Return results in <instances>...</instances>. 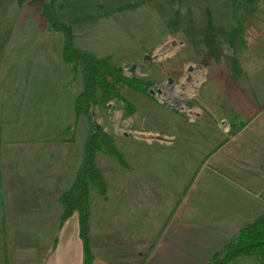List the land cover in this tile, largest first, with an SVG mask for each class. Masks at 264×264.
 I'll return each instance as SVG.
<instances>
[{
	"label": "crops",
	"instance_id": "obj_1",
	"mask_svg": "<svg viewBox=\"0 0 264 264\" xmlns=\"http://www.w3.org/2000/svg\"><path fill=\"white\" fill-rule=\"evenodd\" d=\"M260 54L252 73H264V52ZM247 63L244 69L237 62L234 71L230 68L227 97L218 102L227 104L228 113L201 115L211 117L190 130L195 122L187 119L180 145L173 139L134 144L133 160L126 161L129 169L116 162L99 166L96 154L107 191L90 190L92 264H208L226 252L245 225L264 216V77L247 76ZM28 94L27 81L16 83L0 75V264H84L78 213L62 224L61 197L82 163H73L77 152L72 147L81 142L84 156L89 129L78 130L73 142L59 139L53 130L42 140L16 128L20 116L13 113L26 111ZM216 102L204 100L212 108ZM116 147L124 153V147ZM146 184L153 191L160 187L162 194H146ZM145 199L179 203L167 214L154 203L145 214L149 225L142 229ZM157 223L159 235L142 250L140 233L155 231ZM230 264H261V259L254 255Z\"/></svg>",
	"mask_w": 264,
	"mask_h": 264
},
{
	"label": "rangeland",
	"instance_id": "obj_2",
	"mask_svg": "<svg viewBox=\"0 0 264 264\" xmlns=\"http://www.w3.org/2000/svg\"><path fill=\"white\" fill-rule=\"evenodd\" d=\"M46 1L0 0V75L16 83L28 82L27 108L19 115L13 113L20 116L15 126L37 134L38 139H47L53 130L59 139L74 142L77 131L87 132L93 123L113 138L115 147L125 148L122 153L116 147L125 162L132 161L134 144L173 139L180 145V130L188 127L187 119L195 122L190 130L205 114H227V104L219 103L227 97L226 81L236 62L243 69L248 62L247 76L253 75L252 79L264 77L252 73L258 69L254 60L264 52V0H65L56 5V12L71 27L75 46L108 58L131 81L147 84L145 95L118 85L124 102L116 98L103 102L98 93L89 117L75 113L70 117L83 88L81 68L63 63L62 35L51 31L41 14ZM182 42H187L185 47ZM205 99L217 100L216 105L212 108ZM81 146L77 142L72 147L77 167L83 157ZM96 154L99 166L118 163L103 148ZM144 188L146 194L161 193L160 187L153 191L146 184ZM154 203L157 211L167 214L179 202L141 201L142 229L143 224L149 225L145 214ZM160 229L157 223L155 231L140 233L142 250Z\"/></svg>",
	"mask_w": 264,
	"mask_h": 264
},
{
	"label": "trees",
	"instance_id": "obj_3",
	"mask_svg": "<svg viewBox=\"0 0 264 264\" xmlns=\"http://www.w3.org/2000/svg\"><path fill=\"white\" fill-rule=\"evenodd\" d=\"M64 2L65 0H47L42 5L41 14L49 29L62 35L61 58L63 63L81 68L83 88L74 101L76 116L89 117L90 107L97 103L98 93L103 102L112 98L124 102L117 90L118 85L127 86L143 95L147 94V84L133 82L123 76L121 69L112 65L108 58H98L91 52L75 46L71 27L62 23L56 12V5ZM101 148L116 159L123 168L129 169L124 156L116 149L113 138L106 134L103 128L92 123L83 148V160L76 172L74 183L61 197V203L64 206L62 224L74 212L78 213L79 237L83 247L84 264H92L93 259L88 236L90 190L95 189L103 195L107 191L104 177L95 163L96 153ZM254 255L261 259V264H264V216L245 225L229 242L226 252L215 256L208 264H230L235 260L250 258Z\"/></svg>",
	"mask_w": 264,
	"mask_h": 264
},
{
	"label": "water",
	"instance_id": "obj_4",
	"mask_svg": "<svg viewBox=\"0 0 264 264\" xmlns=\"http://www.w3.org/2000/svg\"><path fill=\"white\" fill-rule=\"evenodd\" d=\"M175 43H172V46L174 45Z\"/></svg>",
	"mask_w": 264,
	"mask_h": 264
}]
</instances>
